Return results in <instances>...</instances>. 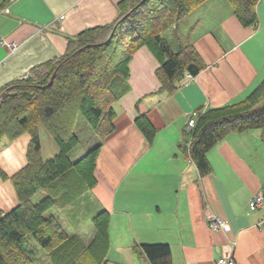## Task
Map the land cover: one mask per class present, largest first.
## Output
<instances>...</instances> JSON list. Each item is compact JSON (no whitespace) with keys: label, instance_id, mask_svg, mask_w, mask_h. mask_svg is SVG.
<instances>
[{"label":"crops","instance_id":"obj_1","mask_svg":"<svg viewBox=\"0 0 264 264\" xmlns=\"http://www.w3.org/2000/svg\"><path fill=\"white\" fill-rule=\"evenodd\" d=\"M121 1L0 0V89L62 57L81 33L112 24ZM256 11V28L243 27L225 0H207L182 19L169 41L192 45L203 70L196 76L184 73L170 94L159 91V64L150 51L142 47L134 54L130 91L113 105L114 131L98 152L97 184L83 198L94 212H109L110 246L113 238L116 252L168 244L172 264H212L220 257L264 264V205L248 207L254 195L264 193V129L230 134L211 148L206 176L183 148L193 113L240 102L264 80V0ZM9 43L17 47L13 54ZM138 114L156 131L151 144L135 126ZM78 124L88 127L84 119ZM30 140L28 133L0 139V216L18 205L11 178L27 165ZM96 144L92 137L79 148L80 140L69 159L79 160ZM211 215L226 221L228 230L212 231ZM124 256L118 263L132 264Z\"/></svg>","mask_w":264,"mask_h":264},{"label":"trees","instance_id":"obj_2","mask_svg":"<svg viewBox=\"0 0 264 264\" xmlns=\"http://www.w3.org/2000/svg\"><path fill=\"white\" fill-rule=\"evenodd\" d=\"M205 1L122 0L121 13L112 24L81 33L62 57L34 67L28 77L0 89V139L13 141L23 133L31 137L27 165L11 178L18 205L0 216V264H32L36 248L46 251L51 264H109V212L99 211L92 219L95 234L86 245L79 235L66 232L52 210L61 209L66 215L68 205L87 200L96 186L98 152L114 131L113 105L130 91L129 66L136 51L145 47L157 60L160 92H174L184 73L196 76L203 70L192 45L173 46L163 34ZM260 1L227 0L245 28H256ZM37 71L40 74L33 80ZM11 87L13 92L6 93ZM263 95L264 80L244 100L198 113L194 127L184 131L183 148L200 176L211 170L208 151L228 135L264 129V103L259 105ZM79 115L97 144L72 162L69 154L80 141L75 130ZM38 123L58 141L60 152L52 159L40 158ZM134 123L151 144L156 131L146 115L138 114ZM84 165L86 183L75 174ZM45 184L47 193L31 198ZM84 208L93 206L86 201ZM79 220L80 216L71 221ZM132 251L148 264H172L168 244L134 245Z\"/></svg>","mask_w":264,"mask_h":264},{"label":"rangeland","instance_id":"obj_3","mask_svg":"<svg viewBox=\"0 0 264 264\" xmlns=\"http://www.w3.org/2000/svg\"><path fill=\"white\" fill-rule=\"evenodd\" d=\"M225 1H226V3H228L227 0H225ZM205 2L201 3L200 5H198L190 13H192V12L194 13V11H196L198 9V7H201ZM233 14H234V12H233ZM177 24H175L171 28H168L164 32L163 36L165 38H167L168 40H170L171 38L175 37V35L177 33L176 32L174 33V27ZM172 45H173V41H172ZM8 50H9L10 54H13L17 50V47L14 48V49L8 47ZM39 74H40L39 71L34 72V76H33L32 79L35 80L36 77ZM13 89H14V87L9 88L8 90H6V93L13 92ZM262 98L263 99L260 100L259 105H262L264 103V95H263ZM79 116H78V121H79V119H83V117H81V116L79 117ZM78 121H77L75 130H76V133H77V135L79 136V138L81 140V145L79 146V148H80L84 143H86L90 139H92L93 135L91 134L89 127L86 128L87 130L86 129L83 130L81 127H79ZM37 126H38V134H39V131H41L40 132L41 133V141H40V148H41L40 156L41 157L40 158L42 160L52 159L55 155H58L59 152H60L59 146H58V141L45 129V127L43 125L38 123ZM39 140H40V136H39ZM79 148H77V149H79ZM86 166L87 165H84L82 168H80V170H77V172H75V174L78 175L79 179L83 180L84 183L88 182ZM48 185L49 184H45V186H43V187H41V186L38 187L36 189V193L31 198H36L37 197L36 199H40L41 196H43V195H45L47 193ZM89 186H90V184H89ZM94 187L88 193H90L94 189ZM79 200L80 201L77 200L73 204L68 205L69 207L65 208L66 215H65V213L62 212L61 209H53L52 210L53 211L52 214L57 216L58 221L62 224L63 228H65V230H66V232L68 234H77V235L80 236L82 241L85 242L86 239L92 238V235L95 234V230H94V227H93V224H92V219L95 217V215L97 213H99V211L94 212L93 211L94 209H89V210L85 209L84 208L85 204H83V198H80ZM83 208H84V210L82 211ZM79 216H80L79 222L76 223V221H77L76 220L73 223L72 221L74 219H76L77 217H79ZM71 218H73V219H71ZM31 243L34 246L32 240H31ZM124 255H127V257L128 256L130 257V260L132 261V264L144 263V262H140V260L138 259L137 255L135 253H133V252H130V251L116 252L115 251V241H113V238H112V244L110 246V251H109L108 256H107L108 261H110L109 264H116V263L120 262L121 258L124 259V257H125ZM32 264H51V262H50V260H49V258L47 256V253H46L45 250L43 251L40 248H36V253H35L34 257H33V263Z\"/></svg>","mask_w":264,"mask_h":264},{"label":"built area","instance_id":"obj_4","mask_svg":"<svg viewBox=\"0 0 264 264\" xmlns=\"http://www.w3.org/2000/svg\"><path fill=\"white\" fill-rule=\"evenodd\" d=\"M9 48H16L15 44L10 43L8 45ZM197 119V114L193 113L191 117L188 120L187 127L189 129H192L195 125V121ZM264 205V194L260 193L257 195H254L252 199L249 201V209L250 210H256L261 208ZM263 224V222L260 223V225ZM208 227L212 231H227L228 225L226 221L222 220L221 218L217 216H210L208 219ZM212 264H238L233 258H219L216 261H214Z\"/></svg>","mask_w":264,"mask_h":264}]
</instances>
